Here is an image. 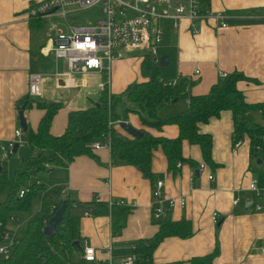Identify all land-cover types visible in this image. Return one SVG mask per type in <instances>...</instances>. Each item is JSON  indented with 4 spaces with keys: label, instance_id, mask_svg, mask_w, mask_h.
I'll use <instances>...</instances> for the list:
<instances>
[{
    "label": "crops",
    "instance_id": "1",
    "mask_svg": "<svg viewBox=\"0 0 264 264\" xmlns=\"http://www.w3.org/2000/svg\"><path fill=\"white\" fill-rule=\"evenodd\" d=\"M40 1L43 0H0V149L13 140L14 132L20 128L17 106L28 97L30 74L42 76V91L39 97L29 98L31 106L25 107L27 129L35 132L44 114L36 103H58L61 107L50 127L54 136L64 133L70 111L84 110L98 103L95 98L103 94L100 85L106 80L110 95H120L131 84L142 81L140 69L145 54L136 51L131 57L112 63L109 74L105 70L92 71L72 76L73 84H65L68 80L65 62L54 59L44 50L50 43L47 44L44 38L47 35L41 32L45 20H30L26 15L28 6ZM208 9L228 16V26L220 28L213 20L195 23L182 20L177 27L172 22L163 23L158 57L168 56L166 67L172 68L173 82L187 81L193 85L185 90L179 102L163 106L160 116L185 110L190 96L208 93L213 85L225 79L223 74L228 77L237 72L247 78L237 84L245 101L264 103V18L261 16L264 0H209ZM33 21H42V25L32 26ZM194 28L198 29L197 34L193 33ZM125 68L130 71L121 76ZM127 123L136 130L141 128L136 114H129ZM199 131L211 136L214 168L204 163L199 147L184 142L183 156L192 159L196 166L184 164L176 172L169 171L167 159L158 147L152 152L150 178L138 168L112 160L108 150H95V156L76 157L40 177L54 194V201L61 199L57 192L60 185L70 190L72 199L81 205L73 208L77 211L73 215L79 217L80 239L88 241L96 256H110L112 264L123 263L131 255L135 242L150 239L157 233L151 215L152 189L156 182L163 184V198L186 199V205L172 208L170 216L173 221H189L192 233L186 239L169 237L161 241L152 254V264L183 263L205 257L214 250L217 256L213 264H264V210L254 211L253 206L243 203L248 198L264 207V197L255 199L247 190L250 183L264 189V159L253 162L250 139L246 135L240 146L233 148L230 111H222L218 117L201 124ZM177 134L175 126L155 133L166 138ZM200 164H205L204 170H199ZM56 173L59 177L49 181L52 188L47 187L49 178ZM209 175L213 181H209ZM235 199H240L237 205H233ZM110 200L124 201L131 208L126 225L117 237L112 236L109 216H82L84 204ZM214 213L219 218L216 225L211 220ZM23 214L18 215V222ZM18 224H11L10 228L22 229V224ZM110 246L112 250L107 255L106 249ZM75 251L80 257L81 249L72 251L70 256Z\"/></svg>",
    "mask_w": 264,
    "mask_h": 264
},
{
    "label": "trees",
    "instance_id": "2",
    "mask_svg": "<svg viewBox=\"0 0 264 264\" xmlns=\"http://www.w3.org/2000/svg\"><path fill=\"white\" fill-rule=\"evenodd\" d=\"M200 1L202 8L208 7L209 0ZM31 25L40 26L42 21H33ZM153 66H155L153 58L145 55L140 69L142 81L131 84L123 92L133 88V92L127 98H122L123 93L108 96L105 91L101 101L96 103L99 106L93 104L84 110L70 111L66 129L60 136H54L50 127L61 105L36 103L44 114L35 132L28 128L23 134L25 145L28 147V158L15 173L12 191L7 194L4 201L0 202V241L5 233L14 235V231L8 227V222L18 226V215L30 211L32 199L38 194L37 189H39L33 181L38 173L46 172L44 164L63 167L76 157L95 156L88 145L99 140L103 135L110 136L109 153L112 160H120L140 168L147 178L151 177L152 152L158 147L162 149L167 159L169 171L176 172L178 163L196 166L192 159L184 158L182 151L184 142L199 147L204 163L214 168L215 164L211 159V136L200 133L199 126L206 124L211 118L218 117L222 111H230L233 124V148L235 142L241 141L246 135L250 139L251 158L257 156L255 146L260 144V138L264 135V126L255 123L252 114L263 111L264 103L248 104L245 101L243 92L237 87L238 82L247 79L243 74L233 73L221 83L213 85L208 93L190 96L185 110L160 116L159 110L165 105L179 102L185 90L193 83L184 81L171 85L165 80L152 77ZM126 100L130 105L123 104ZM23 105L26 108L31 106L28 97L19 102L18 109ZM129 114H136L141 120V128L138 129L141 136L138 138L129 136L119 125H109L117 121L127 122ZM167 126L177 127L176 137L166 138L155 135ZM262 149L264 150V147ZM5 186L6 181L1 171L0 194L4 192ZM24 186H27V192L20 197L19 190ZM49 194L50 192H45V196ZM63 202H66V210L62 221L57 225L59 233L57 236L48 239L43 233L46 222L51 217L48 213L41 216L33 215L21 229L20 236L14 239L9 255L0 258V264H88L83 261L73 263L70 256L72 251L81 249L78 232L79 217L71 213L72 204L77 207L81 205L73 200L72 196L65 200H53L55 212ZM83 207H93L95 215L109 216L113 237L120 235L131 212L129 206L109 207L107 203L97 201L84 204ZM156 225L157 233L152 238L139 240L132 246L131 254L135 256L133 264H152V254L161 241L169 237L186 239L192 233L190 222L173 221L170 211L156 222ZM76 242L79 248L74 245ZM216 256L217 250H214L205 257L192 258L177 264H213Z\"/></svg>",
    "mask_w": 264,
    "mask_h": 264
},
{
    "label": "built area",
    "instance_id": "3",
    "mask_svg": "<svg viewBox=\"0 0 264 264\" xmlns=\"http://www.w3.org/2000/svg\"><path fill=\"white\" fill-rule=\"evenodd\" d=\"M100 6L104 18L98 20L95 24L81 26H72L67 24L65 32L59 30L50 36V43L44 47L54 59L63 60L66 64L67 83L73 84L70 79L75 75H84L92 71H103L110 73L112 63L121 61L136 51H142L145 55L153 58L154 64L158 65V46L162 41L163 23L172 22L173 27H177L180 21L189 20L192 23L202 20H213L218 27L226 28V16L224 13H213L208 7L202 8L200 0H43L31 3L26 15L30 20L47 18H61L67 21L69 15L80 11L90 10L95 6ZM264 18V10L261 13ZM193 33L197 34L198 29L194 28ZM57 75V74H56ZM223 78L227 76L222 75ZM173 82L171 85H176ZM107 80L100 85L101 91L107 92ZM42 91V76L36 73L30 74L28 78V98H37ZM108 96L110 94L107 92ZM261 122L264 126V110L259 111ZM120 121L110 123L109 125H119ZM23 132L19 128L14 132L13 140L0 150L3 155L12 154L15 145H25ZM111 139L109 135H103L99 140L88 145L92 150H110ZM241 141H236L234 148L239 147ZM264 135L260 138V144L255 146V151H263ZM178 163L176 168L179 169ZM205 164L199 165V170H204ZM209 181L213 177L209 175ZM162 182L154 183L152 189L151 215L155 222L160 221L175 206L184 207L186 199L163 198L161 196ZM255 199L264 197V189H260L255 183H250L248 189ZM27 189L21 190L19 196L22 197ZM58 194L62 200L71 196L70 190L66 186L60 185ZM240 199H235L233 205H237ZM245 205L253 206L254 211L264 210L263 206L254 204L251 199H244ZM109 207L114 205L127 206L124 201L107 202ZM73 208L77 206L72 204ZM55 204L49 209L48 214L53 216L55 213ZM93 207L86 208L82 216L89 218L94 216ZM218 215L214 213L211 217L212 223H218ZM12 220V219H11ZM17 236H11L5 233L0 241V256L7 257L13 248L14 239ZM80 261L88 264H112L111 257L101 258L96 256L95 249L89 245L88 241L81 240ZM112 247L106 249L107 255H110ZM264 253V250H263ZM135 256L130 255L121 264H133Z\"/></svg>",
    "mask_w": 264,
    "mask_h": 264
},
{
    "label": "rangeland",
    "instance_id": "4",
    "mask_svg": "<svg viewBox=\"0 0 264 264\" xmlns=\"http://www.w3.org/2000/svg\"><path fill=\"white\" fill-rule=\"evenodd\" d=\"M104 16L101 13L100 6H95L90 10L86 11H80L75 14L69 15L67 17V21H64L63 19L52 17L45 19V23L43 24V28L41 30L43 35H47L45 38V41H47V44L50 42V39L48 36H52L55 33H57L59 30H63L65 32L66 25H72V26H81V25H87V24H95L98 20L103 19ZM167 22V21H166ZM164 25H167L166 23ZM136 54H133V56ZM131 57V56H130ZM60 62V61H59ZM131 68V67H130ZM130 68L124 69V74L121 73V76L126 75L129 73ZM151 76L156 77L160 80L166 79L169 82H173L174 80V73L172 71L171 67H165L160 68L158 65L153 66L151 69ZM80 77H75L76 80H78ZM122 96V95H121ZM103 97V94L95 98L97 102L99 103L101 101V98ZM185 102V101H184ZM124 105H130V103L126 100L123 103ZM123 104H120L122 106ZM183 102L179 105L182 106ZM119 106V107H120ZM118 107V109H119ZM119 111V110H118ZM252 118L255 121V123H259L261 121V116L257 113L252 114ZM28 147L26 145L19 146L16 153L8 154L7 156L3 155L0 150V169L4 174V178L6 181V186L4 192L0 194V202L4 201L7 197V194L12 191L13 185H14V177L17 170L23 166L24 162L28 158ZM263 158L264 159V152H260L259 156L257 158H253V162L256 164L257 159ZM46 168V172H49L53 168L60 167L56 166L55 164H44ZM43 172V173H46ZM42 172L38 173L34 179L35 186L39 189H37L38 194L32 199L31 202V208L30 211L27 213H24L23 216H20L19 223L22 224V228L25 227L26 222L32 215L41 216L44 213H48L49 209L52 207V202L54 200V194L50 192L49 189H47L43 183V179H41ZM58 173L51 175V177L48 180L47 187H51L52 185L49 181L53 180L54 178L59 177ZM32 182V183H33ZM27 186L21 187L19 192L21 190L27 189ZM55 189V188H53ZM50 192L49 195L45 196V192ZM44 195V197H43ZM53 197V199H52ZM77 211L75 209L71 210L72 214H75ZM11 222H8V227L11 226ZM14 233L17 237L21 234V229L16 228L14 230ZM73 262H79L80 257L79 254L75 251L72 256Z\"/></svg>",
    "mask_w": 264,
    "mask_h": 264
},
{
    "label": "water",
    "instance_id": "5",
    "mask_svg": "<svg viewBox=\"0 0 264 264\" xmlns=\"http://www.w3.org/2000/svg\"><path fill=\"white\" fill-rule=\"evenodd\" d=\"M167 57L168 56H166V55H162L159 58L158 66L160 68H164L167 66V62H166ZM132 92H133V88H131L129 91H126L125 93H123L122 98L123 99L127 98ZM96 106H99V105L96 104ZM24 110H25L24 105L21 106V108H19L18 121H19V126H20V129L22 130V132L26 133L27 132V123H26V119L24 117ZM119 127L124 132H126L129 136L136 137V138L141 136V132H139L138 130L133 128L130 124H128L125 121H120ZM17 149H18V146L15 145L13 150H12V153H16ZM139 170H140V168H139ZM0 172H1V169H0ZM196 173L198 174V172H196ZM33 174H35V172H33ZM65 210H66V202H63L61 204L60 208L54 213V215L51 216L47 220L46 225L43 229V233L48 239H51L54 236H57L59 234L58 230H57V225L62 221ZM74 245L77 246V248H79L77 242Z\"/></svg>",
    "mask_w": 264,
    "mask_h": 264
}]
</instances>
